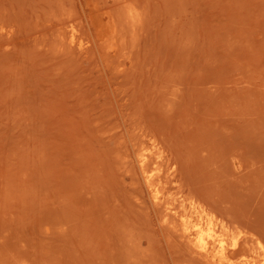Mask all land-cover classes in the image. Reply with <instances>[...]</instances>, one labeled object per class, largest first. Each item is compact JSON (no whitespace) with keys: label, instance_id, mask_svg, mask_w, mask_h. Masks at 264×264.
Wrapping results in <instances>:
<instances>
[{"label":"rangeland","instance_id":"374dc122","mask_svg":"<svg viewBox=\"0 0 264 264\" xmlns=\"http://www.w3.org/2000/svg\"><path fill=\"white\" fill-rule=\"evenodd\" d=\"M142 155L263 263L264 0H0V264H213Z\"/></svg>","mask_w":264,"mask_h":264},{"label":"bare ground","instance_id":"6f19581e","mask_svg":"<svg viewBox=\"0 0 264 264\" xmlns=\"http://www.w3.org/2000/svg\"><path fill=\"white\" fill-rule=\"evenodd\" d=\"M139 153H140V151H139ZM145 155H142L140 157L141 158L140 163L142 165L144 174L146 175L148 181H150L149 186H150L151 190L155 193V199L157 201L156 202L157 205H163L164 206L167 204V207H166V212H168L167 215L172 216L174 218V220L177 219V222H178V220L180 222V226H177V227L175 226L174 228L177 230V233H180V236L185 240V242H187V244H189V247H191L194 250V252L198 253L197 255H200L201 257H203V259L205 258L206 260L211 261V263H213V264H230L231 262H229V260H228V254H230L229 253V250H230L229 247H231L233 250L237 249V248H239L241 241L246 245V247L247 246L249 247L251 244L253 245L251 239L246 237L247 235L245 236V234H244V236L243 235L241 236V234H239V233H238L237 237H234L231 244L227 240L226 241L222 240L221 234L224 231L228 230L227 225L224 222H221V227H219L220 223L218 220L215 219L214 214H212L213 212L209 213L208 210L203 209L204 206L199 207L201 205L198 204L199 206L196 207L197 208L196 210H198V211L195 213H182L183 212L182 210H184L183 202L176 201L177 203H168L167 202L168 199H167V197H165L166 192H163L164 193V195H163L161 192L162 190H160V187L163 184H161L160 187L157 184L158 178L154 179L155 176L152 175L153 173L151 174L150 170H152V168H149V166H148L149 158ZM150 158H151V155H150ZM157 162H159V161H157ZM149 164H151V163H149ZM154 173H155V170H154ZM159 175L157 177H159ZM143 177H145V176L143 175ZM163 180H166V179L164 178ZM164 185H166V184H164ZM178 195H179V193H178ZM187 200H188V198H187ZM182 201H185V200H182ZM197 203H199V202H197ZM194 205H195V203H194ZM178 225H179V223H178ZM218 227H219V229H218ZM224 233H226V232H224ZM224 235L225 234H223V236ZM218 247H219V251L216 252L217 251L216 248H218ZM262 253H263L262 254V256H263V263L262 264H264V251H262Z\"/></svg>","mask_w":264,"mask_h":264}]
</instances>
